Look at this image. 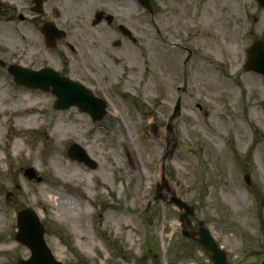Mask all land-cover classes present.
Segmentation results:
<instances>
[{
    "label": "rangeland",
    "instance_id": "1",
    "mask_svg": "<svg viewBox=\"0 0 264 264\" xmlns=\"http://www.w3.org/2000/svg\"><path fill=\"white\" fill-rule=\"evenodd\" d=\"M188 2L166 22L165 45L150 23H134L135 42L115 51L120 58L127 48L130 60L116 66L70 51L68 36L47 47L12 6L0 8V264L30 255L15 239L23 208L38 214L62 264H211L180 235L178 208L154 198L162 167L171 189L195 205L193 226L204 220L230 264H264V77L244 69L249 45L264 41V8L207 0L200 11L195 0L192 17ZM11 65H48L104 99L105 114L92 121L74 106L55 109L50 91L16 84ZM184 81L175 151L162 166L164 126ZM73 142L94 168L68 157ZM54 193L64 196L58 205Z\"/></svg>",
    "mask_w": 264,
    "mask_h": 264
},
{
    "label": "flooded vegetation",
    "instance_id": "2",
    "mask_svg": "<svg viewBox=\"0 0 264 264\" xmlns=\"http://www.w3.org/2000/svg\"><path fill=\"white\" fill-rule=\"evenodd\" d=\"M206 1L200 0V11ZM177 3H182V0H2V4L0 0V8L12 6V16L32 24L35 34L43 37L54 30L57 33L64 30V37L68 36L71 40L66 42L67 49L72 52L81 49L87 58L92 56L100 64L116 66L114 63L125 65L130 60L127 48L120 58L115 51L125 43L135 42L136 22L150 23L157 30L163 45L166 44V22H175L176 17H181ZM189 3L193 4L190 10L188 7L185 9V14L193 17V10L198 12L200 5H196L195 0ZM6 10H0L1 14ZM67 24L74 26L67 27ZM78 29L82 35L73 38L72 31ZM99 42L101 44L97 47L95 43Z\"/></svg>",
    "mask_w": 264,
    "mask_h": 264
},
{
    "label": "water",
    "instance_id": "3",
    "mask_svg": "<svg viewBox=\"0 0 264 264\" xmlns=\"http://www.w3.org/2000/svg\"><path fill=\"white\" fill-rule=\"evenodd\" d=\"M259 5L264 8V0H257ZM55 38V37H54ZM48 42H52L53 37H49ZM245 70L255 71L264 76V42L254 41L248 48L247 61ZM9 72L13 76L15 83L30 88H40L51 91L56 95L54 106L62 109L71 105H77L84 111H87L93 120H99L104 115L105 103L101 99L93 97L81 84L73 82L70 79L60 76L57 72L50 68L40 70H32L20 66H10ZM179 100L174 108L173 115L170 121H173L179 115ZM173 123V122H172ZM173 124L168 123L166 129L172 132ZM149 131L153 135H157V126L151 124ZM175 143L166 151L165 158L172 154ZM68 155L77 159L87 166L94 168L96 166L85 152L75 143H72L67 149ZM24 174L28 178L34 176L32 168H27ZM249 182V176H244ZM160 189L161 186L158 185ZM158 196H155L157 199ZM168 203L175 204L181 210L180 220L184 222L185 227L182 234L190 240L198 243L200 247L207 251L210 255L212 264H229L227 262L226 252L220 248L219 244L214 240L209 230L203 225V221H199L198 229L193 230L187 228L190 226L189 216L193 215V205L187 204L176 195H172L167 200ZM184 226V225H183ZM17 228L15 235L16 239L27 246L31 251V256L28 259L20 260L17 264H61L57 261L44 241V228L40 223L39 218L31 209H22L17 212Z\"/></svg>",
    "mask_w": 264,
    "mask_h": 264
},
{
    "label": "bare ground",
    "instance_id": "4",
    "mask_svg": "<svg viewBox=\"0 0 264 264\" xmlns=\"http://www.w3.org/2000/svg\"><path fill=\"white\" fill-rule=\"evenodd\" d=\"M122 143H123V141H122ZM123 146H124V152L128 155L129 158H131V156H132L131 154H133L132 151L130 149L127 150V146H125V145H123ZM14 154L16 155V153H14ZM262 168H263V174H262V176L264 177V165L262 166ZM68 176H70L72 178H77V179L79 178V180L82 179V177H80L79 175H77L74 171L68 173ZM104 177H106V174L104 175ZM54 195L55 196L57 195L55 197V201H56V205H58L59 199H61V201H62L63 198H64V196L61 193H54ZM0 251H1V249H0Z\"/></svg>",
    "mask_w": 264,
    "mask_h": 264
}]
</instances>
